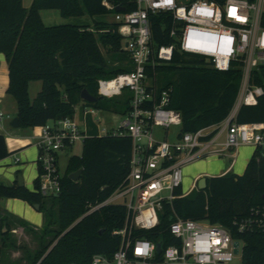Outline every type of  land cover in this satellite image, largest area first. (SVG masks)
<instances>
[{
	"label": "trees",
	"instance_id": "obj_1",
	"mask_svg": "<svg viewBox=\"0 0 264 264\" xmlns=\"http://www.w3.org/2000/svg\"><path fill=\"white\" fill-rule=\"evenodd\" d=\"M104 1L123 8L124 13L137 8L132 0H34L30 9L24 7L22 0H0V54L8 62L7 93L16 101L20 128L43 127L74 118L81 103L98 110L127 113L129 98L106 100L99 95L101 79L132 70L118 25L95 21L93 25L46 26L41 17L44 10H57L65 18L116 14ZM211 1L222 4L225 0ZM150 23L156 47L174 43L170 37L174 19L170 13L151 14ZM103 49L110 53V61ZM115 62L127 63L128 67H112ZM147 74L158 96L170 91L169 108L182 114L181 133L226 121L235 108L242 84V71L237 65L229 71H218L204 57L185 54L179 48L171 62L149 67ZM35 81L42 82V91L32 100L29 85ZM252 82L264 88V65L254 71ZM84 90L98 101L91 104L82 100ZM235 121L264 123V95L256 106H242ZM131 151L132 142L126 137H86L82 154L69 159L61 180V193L53 197L59 210V230L47 232L54 233L57 243L40 249L28 264H35L44 256V264H91L96 254L113 257L122 244V237L114 232L126 228L127 209L123 205H107L91 210L109 200L126 183ZM9 156L6 138L0 135V161ZM80 170L79 180L72 181L70 175ZM207 184L206 190L194 191L183 198L179 197L182 190H177L178 198L164 205L160 226L154 232L142 234L161 244L163 251L157 254V262L164 264L165 250L178 245L170 228L180 217L232 230L233 238L244 242L242 264H264V231L238 234L233 229L235 218L246 217L253 207L264 206V150L256 148L242 176L208 178ZM39 185V178L35 191L20 187L18 182L12 186L0 184V198L40 205L46 222L52 226L51 212H46V198L38 192ZM1 231L0 235H9ZM0 264H4L1 258Z\"/></svg>",
	"mask_w": 264,
	"mask_h": 264
},
{
	"label": "built area",
	"instance_id": "obj_2",
	"mask_svg": "<svg viewBox=\"0 0 264 264\" xmlns=\"http://www.w3.org/2000/svg\"><path fill=\"white\" fill-rule=\"evenodd\" d=\"M132 1L137 5L135 10L114 14L132 70L100 84L102 95L125 90L131 93L129 109L118 127L101 132L102 136L131 140L130 173L126 183L109 200L91 210L107 205L125 206L126 228L114 232L122 237V244L113 257L96 254L91 264H159L158 244L142 234L154 232L160 226L165 203L178 198L176 191L182 190L184 167L211 156L224 157L241 146L264 150V123L235 121L242 106H256L264 95V88L252 82L254 71L264 65V0H225L222 4L211 0ZM104 5L109 10L116 9L107 1ZM159 12L173 16L172 45L156 47L152 42L150 15ZM176 48L204 57L218 71H229L234 65L241 68L240 92L226 121L181 133L182 114L169 108L170 91L158 96L147 74L149 67L171 62ZM86 112L96 114L95 109L87 108ZM3 118L5 114L0 110V121ZM172 128L179 129L173 143L169 141ZM85 139L86 134L75 118L42 127L38 192L44 198L61 193L59 153ZM197 189L196 182L189 193L182 190L179 197H187ZM123 199L125 203L119 204ZM170 229L178 245L165 250L164 264H234L238 258L242 262L244 242L235 240L232 230L222 225L176 217ZM233 229L238 234L263 232L264 206L253 207L248 216L235 218ZM45 257L35 264H44Z\"/></svg>",
	"mask_w": 264,
	"mask_h": 264
},
{
	"label": "rangeland",
	"instance_id": "obj_3",
	"mask_svg": "<svg viewBox=\"0 0 264 264\" xmlns=\"http://www.w3.org/2000/svg\"><path fill=\"white\" fill-rule=\"evenodd\" d=\"M23 5L26 9H30L34 0H22ZM42 21L46 26H58V25H93L95 21H108L109 23H114V14L102 17H91L89 15H83L79 17H69L65 18L57 10H44L41 12ZM108 61L111 60L110 53L103 49ZM5 59V58H4ZM6 60V59H5ZM4 60V61H5ZM3 61V64L5 63ZM112 67H128L127 63H111ZM2 69V67H0ZM1 73V72H0ZM6 74V73H5ZM9 75V72H8ZM109 78L101 79L99 84ZM42 82L35 81L29 85V95L31 98H36L38 94L42 91ZM101 85L99 87V95L106 100H128L131 93L128 90L116 92L112 94H101ZM15 99L9 95L8 98H4L0 102V107L5 110L8 114V110ZM236 106V105H235ZM84 103H81L76 108V121H78L83 129H86L87 133L97 136L101 133V130H112L117 128L123 119V113L114 111L98 110L96 114L83 113ZM94 109L93 107H88V110ZM123 109V107H122ZM235 109V108H234ZM234 111V110H233ZM232 114V113H231ZM12 116V115H11ZM8 118H6L7 120ZM11 131H25L27 128L12 129ZM160 132V131H159ZM179 133L178 128L171 129V135L169 141L171 143L176 141L175 136ZM42 134V129H41ZM41 136V135H40ZM159 136V134H158ZM82 142L77 143L75 154H81ZM251 150L252 148L249 147ZM253 155V153H252ZM73 156L70 150H64L59 153V171L62 176L66 174L69 159ZM251 157L248 162H250ZM222 161L228 162L227 158H211L210 160L205 158L196 161L195 163L189 164L184 167V180L182 185V190L184 193H189L197 182V174L204 170L206 167L215 165L216 163ZM1 169L6 173H11L14 177L21 175L24 179L26 188L33 191V186L35 184V179L37 178L35 171L30 166H26L25 163L16 164L14 161V156L5 162ZM199 191L198 189L196 192ZM194 195V194H193ZM192 195V196H193ZM191 196V197H192ZM7 200H0V210H6L8 214L13 217L10 219L8 216H4L1 230H4L9 235L4 237L0 235V248L2 250V263L4 264H28L31 261L32 256H35L40 249L48 246L51 248L57 243L54 239V233L50 234L48 229L59 230V210L57 202L53 198H48L44 200V206L46 212H51V218L54 222L52 226H49V222H46V214L43 211H37L33 206L27 208L22 202H16L15 211L8 209L6 207ZM125 200H121L119 204H124ZM20 219V221H17ZM36 227V228H35ZM234 264H242L241 260L238 258L235 260Z\"/></svg>",
	"mask_w": 264,
	"mask_h": 264
},
{
	"label": "crops",
	"instance_id": "obj_4",
	"mask_svg": "<svg viewBox=\"0 0 264 264\" xmlns=\"http://www.w3.org/2000/svg\"><path fill=\"white\" fill-rule=\"evenodd\" d=\"M4 58L6 59L5 55L0 54V67H2V69H0V72H1L0 73V102L4 98H8L9 96V94L7 93L8 87H9V75H8L9 66H8L7 60H5ZM3 61L5 62L4 64H3ZM31 99L33 100V98ZM87 108L88 107L84 105V108H83L84 115H86L87 113H90V112H86ZM0 110L5 114V118H3L2 121H0V135L6 138L7 146L11 153V156L0 161V184L6 185V186H12L17 182L18 176L14 177V175L11 173H8L6 175V173L1 169V166L5 162H7L10 158H12V156H14V161L16 164H20L22 162V163H25L26 166L32 167V169L35 171V174L37 176L36 179H38L39 173H40L39 165H38V158L40 155L39 143H40V137H41L40 135H41L42 127L27 128L23 132L19 130L11 131L9 129V128H12L11 122L13 121L14 118L18 117L16 101H12L10 109L8 110V114H6L5 110H2L1 107H0ZM238 111L236 113H238ZM6 118L8 119L6 120ZM74 118L76 120V115ZM78 124L80 125L82 131L86 134V137H101L102 136L101 133L97 136H93L87 133L86 129H83L79 122ZM103 130H101V132ZM76 145L77 143L73 145L72 147L66 148L64 150H70L73 156L75 155L80 156L83 151V144H82L81 154L79 155L74 153L76 149ZM249 147H251L252 150ZM255 150L256 148L254 146H241L236 150H231L227 152L224 155V157H215V156L208 157L207 159L209 160L211 158H227L228 162L220 161L219 163H216L215 165L209 164L208 167H206L204 170L200 171L197 174L196 176L197 182L202 177L214 178V177H223V176H227L230 174L242 176L248 166V163H249L248 161L250 157L252 158L253 156L252 153L254 154ZM58 163H59V159H58ZM33 191H35V184L33 186ZM0 200L1 201L7 200L8 203H6V207H8V209L13 210V211H15L17 207L16 205L17 201L22 202L27 208L31 206L27 202H24L18 199L0 198ZM4 216L10 217V219H12L13 217L11 214H8L6 210H0V221L4 218ZM17 221H20V219H18Z\"/></svg>",
	"mask_w": 264,
	"mask_h": 264
},
{
	"label": "water",
	"instance_id": "obj_5",
	"mask_svg": "<svg viewBox=\"0 0 264 264\" xmlns=\"http://www.w3.org/2000/svg\"><path fill=\"white\" fill-rule=\"evenodd\" d=\"M115 11H116L117 13H122V12H124L125 10H124L123 8H116ZM81 98H82V100H84L85 102H87V103H91V104L96 103V102L98 101L97 98L94 97L93 95H91L90 92H89L88 90H84V91L82 92V94H81ZM11 127L14 128V129H18V128H20V121H19V118H18V117H16V118L13 119V121L11 122ZM81 174H82V171H81V170L78 171V172H76V173H73V174L70 175V179H71L72 181L76 182V181L79 180ZM207 179H208L207 177H202V178H200V179L198 180V182H197V188H198L199 191H204V190L207 189V186H208V184H207ZM17 182H18V184H19L20 187H25L24 179H23V177H22L21 175L18 176V178H17ZM58 196H59V195H58ZM33 207H34L37 211H40V205H34ZM235 246H236L235 253L238 254V253H239V250H238L239 243L237 242V243L235 244ZM162 251H163V249H162L161 244H158V247H157V253H158V254H161Z\"/></svg>",
	"mask_w": 264,
	"mask_h": 264
}]
</instances>
